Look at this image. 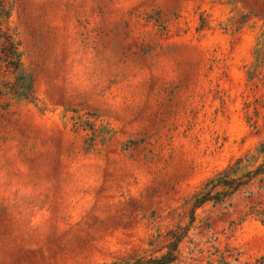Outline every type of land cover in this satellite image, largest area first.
I'll list each match as a JSON object with an SVG mask.
<instances>
[{
  "label": "rangeland",
  "instance_id": "rangeland-1",
  "mask_svg": "<svg viewBox=\"0 0 264 264\" xmlns=\"http://www.w3.org/2000/svg\"><path fill=\"white\" fill-rule=\"evenodd\" d=\"M1 3L37 101H0V264L149 256L207 180L264 161V0ZM263 255L255 181L197 210L175 264Z\"/></svg>",
  "mask_w": 264,
  "mask_h": 264
},
{
  "label": "trees",
  "instance_id": "trees-1",
  "mask_svg": "<svg viewBox=\"0 0 264 264\" xmlns=\"http://www.w3.org/2000/svg\"><path fill=\"white\" fill-rule=\"evenodd\" d=\"M9 10L3 3L0 4V101L2 107L7 109L11 103L35 102L37 92L34 78L27 71L23 62L21 44L14 31L8 24ZM255 60L252 64V78L264 65V42L260 40L254 52ZM95 132V129H92ZM264 154V141L257 149ZM247 157L238 159L214 177L207 180L203 186L194 193L183 205L184 217L189 215L187 225L181 222L168 228L165 233L161 231L152 236L148 242L151 255L136 254L116 264H175L181 257V246L187 240L190 230L196 220V212L208 204L219 205L238 193L245 186L255 182H264V161L254 170L242 172L244 161H254ZM183 217V218H184ZM264 263V255L260 259ZM219 264H229L225 257H221Z\"/></svg>",
  "mask_w": 264,
  "mask_h": 264
}]
</instances>
